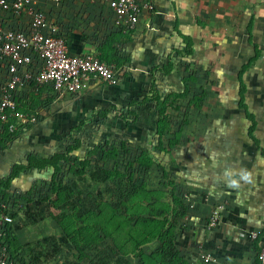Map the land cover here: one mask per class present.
<instances>
[{"label": "rangeland", "instance_id": "rangeland-1", "mask_svg": "<svg viewBox=\"0 0 264 264\" xmlns=\"http://www.w3.org/2000/svg\"><path fill=\"white\" fill-rule=\"evenodd\" d=\"M166 67L176 71L179 82L158 78L152 90L149 83L147 91L128 99L124 107L91 108L79 95L56 104L40 99L36 91L27 97L21 110L34 120L15 126L16 140L4 150L10 156L0 174L8 191L18 194L13 236L21 260H183L174 242L187 235L175 239L173 229L187 202L185 169L200 159L212 161L218 153L227 156L235 134L229 122L218 120L206 91L207 74L199 66L177 58L161 70ZM128 105L134 121L119 117ZM74 139L79 147L59 162L56 172L26 164L27 156L42 160L63 153ZM83 160L87 166L80 171ZM15 164L19 169L6 181Z\"/></svg>", "mask_w": 264, "mask_h": 264}, {"label": "crops", "instance_id": "crops-1", "mask_svg": "<svg viewBox=\"0 0 264 264\" xmlns=\"http://www.w3.org/2000/svg\"><path fill=\"white\" fill-rule=\"evenodd\" d=\"M39 5L60 27L69 53H88L109 64L116 83L93 81L87 90L52 103L48 88L29 89L18 99L20 110L33 91L48 104L79 95L91 108L124 107L158 78L178 81L175 70L161 71L177 58L207 74L212 107L218 120L231 124L235 140L227 156L218 153L185 169L187 202L173 229L175 239L187 235L174 242L183 260L168 264H255L264 224V0H154L153 10L141 13L132 27L95 0H67L62 6L39 0ZM15 140L14 132L1 136L0 174L10 156L4 150ZM226 173L239 186H231ZM242 173L251 179L240 180ZM215 205L223 210L208 228ZM203 254L212 261L204 262Z\"/></svg>", "mask_w": 264, "mask_h": 264}, {"label": "built area", "instance_id": "built-area-1", "mask_svg": "<svg viewBox=\"0 0 264 264\" xmlns=\"http://www.w3.org/2000/svg\"><path fill=\"white\" fill-rule=\"evenodd\" d=\"M48 1L62 6L67 0ZM95 1L132 27L141 13L153 10L154 0ZM22 17H26L24 24ZM93 81L114 85L113 68L91 54L69 53L60 27L50 21L39 0H0V141L18 123L34 120L20 110L18 99L26 90L48 88L52 103L63 94L87 90ZM17 204L18 194L0 189V264H30L20 259L19 251L11 254L8 243L14 235ZM222 210V205L214 206L208 228L215 226ZM202 260L208 262L211 257L203 254ZM255 264H264V224Z\"/></svg>", "mask_w": 264, "mask_h": 264}, {"label": "trees", "instance_id": "trees-1", "mask_svg": "<svg viewBox=\"0 0 264 264\" xmlns=\"http://www.w3.org/2000/svg\"><path fill=\"white\" fill-rule=\"evenodd\" d=\"M183 52H181V53H183ZM176 53L178 54L179 52H176ZM166 66H168V64ZM161 71H162L163 74H167L169 69H168V67H166L165 70H161ZM150 85L152 87V88H150V90H152L153 89V86H152L153 84L151 83ZM130 106L128 105L126 107L125 112H123L122 114L119 113V117H121V119L127 120L128 116H131L132 120L134 121V119H135L134 112H132ZM103 112L101 113L102 115L104 114ZM78 147H79V141L74 139L73 143L71 145H67L65 147V150L63 151V153L53 154L49 158L42 159V160L35 159L32 156H27L25 161H26V164L28 166H30V167H32L34 169H38L39 170V169H42V168H45V167H49V168H51L52 172H56L59 169V162H65L66 158H67V154L72 152V151H75ZM86 166H87V162L86 161L83 160V161L79 162L80 171H82ZM18 169H19V165H17V164L13 165L11 167V169L9 171V174L7 175L5 180L6 181L10 180L13 177L14 172L16 170H18ZM0 188H2L4 191H8V188L1 181H0ZM8 243H9V246L11 248V254H14V253L19 251L18 250L19 248H17L18 246H16V244H15L14 236H11V238L8 241Z\"/></svg>", "mask_w": 264, "mask_h": 264}, {"label": "clouds", "instance_id": "clouds-1", "mask_svg": "<svg viewBox=\"0 0 264 264\" xmlns=\"http://www.w3.org/2000/svg\"><path fill=\"white\" fill-rule=\"evenodd\" d=\"M226 176H228V183L231 186H239V181L234 178V174L232 173H226ZM240 180L249 181L251 179L250 175L247 173H242L239 177Z\"/></svg>", "mask_w": 264, "mask_h": 264}]
</instances>
